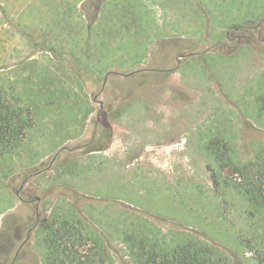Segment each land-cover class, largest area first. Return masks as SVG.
I'll list each match as a JSON object with an SVG mask.
<instances>
[{
  "label": "rangeland",
  "instance_id": "1",
  "mask_svg": "<svg viewBox=\"0 0 264 264\" xmlns=\"http://www.w3.org/2000/svg\"><path fill=\"white\" fill-rule=\"evenodd\" d=\"M230 29L247 43L239 53L200 54L224 43ZM42 39L61 55L40 51ZM253 42L261 47L248 46ZM85 44L122 47L110 54L109 73L146 71L111 75L83 119L86 94L99 84L85 77L83 88L67 53ZM161 46L171 47L167 67L175 68L164 90ZM89 52L91 71H105L106 60L95 64ZM41 72L52 78L53 102L38 98L21 145L0 158V264H40L36 226L71 215L115 264H133L122 242L130 232L166 249L193 240L227 264H258L251 246L264 234V215L221 184L230 167L220 170L208 147L225 144L237 163L264 148V117L256 110L264 96V0H0V82L16 94L38 93ZM176 91L186 93L185 104ZM159 92L174 105L161 104ZM114 93L123 99L111 110L122 119H104L109 148L64 150L90 141L97 111Z\"/></svg>",
  "mask_w": 264,
  "mask_h": 264
},
{
  "label": "trees",
  "instance_id": "2",
  "mask_svg": "<svg viewBox=\"0 0 264 264\" xmlns=\"http://www.w3.org/2000/svg\"><path fill=\"white\" fill-rule=\"evenodd\" d=\"M41 45L40 51L49 52L52 57L61 55L59 53L61 48L53 46L46 48L43 39ZM106 47L107 66L103 72L111 68L109 63L113 59L110 55L112 54L111 46ZM82 49L81 52L74 50V52L66 53L70 56L69 60L77 73V79L83 83L80 79L83 77V72L98 74L102 71L101 69L91 71L88 45L85 44ZM79 71H83V74ZM41 77L43 81L39 83L38 93L26 90L24 93L16 94L0 82V158L21 145L27 130L34 124L32 107L38 103V98L41 97L43 101H46L52 97L53 94L51 95L47 89V86L52 83V78L45 72H41ZM82 87L85 86L82 85ZM60 93L58 98H66V95L63 96ZM256 101L257 117H264V96H259ZM89 104L86 103L87 109L82 112L83 119L92 112V109H89L91 106L88 107ZM219 145H216L217 150L210 147L208 150L216 158L220 170L230 167V177L222 179L221 184L231 188L254 211L264 215V148L255 152L250 161L237 163L233 161L230 149L225 144ZM213 183L217 186L216 178ZM40 229L41 244L44 249L41 264H115L107 249L85 234L80 219L76 220L73 215L63 219L57 216L50 217L49 220L45 219ZM122 242L133 264L228 263L227 258L208 245L193 240L166 249L156 241L130 232L124 234ZM251 248L255 249L254 254L258 264H264V234L256 239Z\"/></svg>",
  "mask_w": 264,
  "mask_h": 264
},
{
  "label": "flooded vegetation",
  "instance_id": "3",
  "mask_svg": "<svg viewBox=\"0 0 264 264\" xmlns=\"http://www.w3.org/2000/svg\"><path fill=\"white\" fill-rule=\"evenodd\" d=\"M260 26H261V23L257 27V30L260 28ZM252 30L255 31V29H252ZM236 31H239V30H236ZM231 32L232 31L230 29V31H228V33H227V36H226L224 43L222 42V44H224V45H222L220 43L215 47L212 46L210 48V50H207L204 52L202 51V53H200V54H202V55H205L207 53L212 54V53H215L217 51H221V53L224 52L225 54H231V55H234L237 52L239 53V50H240L239 47L243 46L244 44L247 45V43L244 40L241 42H240V40L236 42V39H234L235 37L232 35ZM225 44H228V45H225ZM248 46H257V47L259 46V47H261V44L259 42H258V44L256 42H253L251 44H248ZM164 47L165 46H161L159 49H161L162 52L164 51L163 53H165V55H168L167 51L169 49H171V47L166 46L165 47V49H167L166 51H165ZM91 48L94 49L93 54H95V58H96L95 64H98V65L102 64L103 59L106 60V63H107V55H106L107 47L106 46H103V47L102 46H94V47L88 46L89 50H91ZM121 48H122L121 46H116V48H114L112 46L110 47L112 53H115V51H117V50L121 51ZM157 54H159V53H157ZM200 54H197V55H200ZM89 55H90L89 59L91 61L92 55L90 52H89ZM180 58L181 57L178 56V59H180ZM168 59H169V55H168V58L166 59V61L164 59L161 60V58L159 56H157V62L160 64V68L158 71H160L162 73V77L158 79V86H160V85L162 86V87L160 86V90H164L165 88L168 87V85H169L168 81H169L170 77L172 76V73L175 71V68L172 71L171 68L167 67V66H169V63H167ZM133 64L135 66H138V67L141 66V63L133 62ZM145 71L146 70L143 69L142 67H140L139 69H135V67H134L133 70H131L128 74H125L123 76L113 74V73H109V71L103 72L102 74L101 73L95 74V73H91V72L85 73V72L81 71L80 73L81 74L84 73V74H83V77L80 79L83 81L84 86H86V88H87V84H86L85 79H84L85 77H93L94 80L98 81V84H99V88H97V89L95 88V90H93L92 92L88 91V94L86 95L87 101L90 103L88 105V107L91 106V104L95 103L100 96H102L103 91L106 90L105 88H106V85L108 83V79L111 77V75L119 77V78L121 77L124 79H126L128 77H134L135 78V76L137 74H139L141 72H145ZM159 93H160V95L158 94V98H159L160 102H162L161 104H163V105H165V104L174 105L175 102L174 103L170 102L169 99L162 97L161 92H159ZM176 93L179 95V99L177 102L183 101L181 103L185 104L186 101L188 100L186 93L182 92V91H176ZM153 94H155V93L152 92L148 96H152ZM110 96H111V97H109L110 103L102 104L100 109L96 113L97 116H96L95 123H94L96 126V130L94 131L90 141L76 145V146H73V147H67L66 146V147H64V150H67V149L70 150V152H71L70 154H76L78 151H82V150L88 151L87 152L88 154H96V153L102 152V151L109 148V146L111 145V141H112V131H111V128L109 126L110 124H107L108 123L107 121L104 122V119L105 120L110 119L112 121H117L119 119H122V117H121L122 114L118 110H115L113 112L111 110V105L113 102L114 103L115 102L117 103V101L122 102V99H123V98H119V99L116 98L117 94H115V93L110 94ZM172 142H174V139L171 140L168 144H170ZM162 145H159V146H162ZM42 173H43V171H39L37 176L41 175ZM32 232H33V230H30V229L28 231H26V237L21 242L19 249L25 244V242H28V237H29L30 233H32ZM13 236L15 238H17L18 240H20L22 238V234L20 232H18V230H16V229L14 231Z\"/></svg>",
  "mask_w": 264,
  "mask_h": 264
},
{
  "label": "crops",
  "instance_id": "4",
  "mask_svg": "<svg viewBox=\"0 0 264 264\" xmlns=\"http://www.w3.org/2000/svg\"><path fill=\"white\" fill-rule=\"evenodd\" d=\"M88 102V101H87ZM118 110V109H117ZM119 111V110H118ZM40 225H41V223H39L38 224V226H36V228H35V231L36 230H40ZM29 241V240H28ZM36 243H37V246H39V248H40V250H41V256H40V264H41V260H42V256H43V253H44V249H43V247H42V244H41V237H37L36 238ZM1 245V244H0Z\"/></svg>",
  "mask_w": 264,
  "mask_h": 264
}]
</instances>
